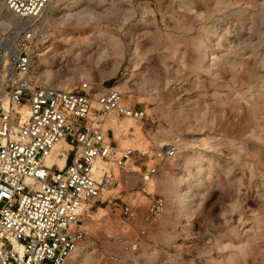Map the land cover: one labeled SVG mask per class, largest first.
I'll return each instance as SVG.
<instances>
[{
    "label": "rangeland",
    "instance_id": "obj_1",
    "mask_svg": "<svg viewBox=\"0 0 264 264\" xmlns=\"http://www.w3.org/2000/svg\"><path fill=\"white\" fill-rule=\"evenodd\" d=\"M57 2L31 79L93 97L119 86L144 113L99 118L115 155L130 159L85 207L76 264H264V0ZM89 34L95 41L78 46ZM136 122L138 132L121 128ZM166 146L174 156L143 184L138 158L151 165Z\"/></svg>",
    "mask_w": 264,
    "mask_h": 264
},
{
    "label": "built area",
    "instance_id": "obj_2",
    "mask_svg": "<svg viewBox=\"0 0 264 264\" xmlns=\"http://www.w3.org/2000/svg\"><path fill=\"white\" fill-rule=\"evenodd\" d=\"M51 1L0 0V264H66L86 235L80 228L84 206L115 184L112 170H127L130 159V153L115 155L99 118L110 112L130 119L144 115L114 89L94 98L31 79L34 54L48 36ZM4 14L16 24L4 27ZM22 108L28 113L24 119ZM59 142L68 146L61 155L65 165L48 166ZM174 152V146L154 150L147 156L151 165L138 158L141 182H149ZM163 206L161 197L151 201L150 224ZM119 211L126 219L135 218L131 205L121 204Z\"/></svg>",
    "mask_w": 264,
    "mask_h": 264
},
{
    "label": "bare ground",
    "instance_id": "obj_3",
    "mask_svg": "<svg viewBox=\"0 0 264 264\" xmlns=\"http://www.w3.org/2000/svg\"><path fill=\"white\" fill-rule=\"evenodd\" d=\"M63 2V1H62ZM61 3V2H60ZM58 6V2H57V0H52L51 1V3H50V5L48 6V8H47V11H48V9L50 8V7H57ZM46 11V12H47ZM79 21V22H78ZM16 20L13 18V17H11V16H9L8 14H4L3 16H2V19H1V23H2V25L4 26V27H6V28H8V27H10V26H13V25H15L16 24ZM77 22H78V24L80 23V20H77ZM86 22V21H85ZM182 23V22H181ZM80 24H83V23H80ZM81 26V25H80ZM186 32V31H185ZM86 33V32H85ZM81 34V33H80ZM90 35H91V37H90ZM95 38H96V36L94 35V34H89V38H86V39H84V40H79V41H77L78 42V46H84V47H86V46H88V45H91V43H93V41H95ZM9 42H8V44L10 45V44H12V43H14L15 42V39H16V36L15 35H13V36H10L9 38ZM114 44V43H113ZM116 45H118L117 43H116ZM116 45H113L114 46V48H117L118 46H116ZM50 46V45H49ZM49 46H48V48H49ZM119 48H117V50H118ZM38 51H40L39 49H38ZM39 53V52H38ZM33 61L34 60H32V64H33ZM48 77V76H47ZM46 77V78H47ZM51 77V76H50ZM49 77V78H50ZM45 80H47V79H45ZM117 88H115V90H116ZM118 90L120 91V88H119V86H118ZM117 90V91H118ZM118 91V92H119ZM95 97H97V95H95ZM94 97V98H95ZM127 104H129L128 102H126ZM20 112L23 114V119H24V117H26L27 115H28V113H27V109H25V108H22L21 110H20ZM129 119V118H128ZM105 122H106V124H110V125H113L114 124V116L111 114V113H108L107 115H106V117H105ZM127 122V121H126ZM129 126H131L132 128H133V130L135 131V132H138L140 129V127L139 126H141V123L140 122H136V123H124V125H122L121 126V128H124L125 130L126 129H128V127ZM119 128V127H118ZM116 133V132H115ZM114 133V134H115ZM115 137H116V134H115ZM116 139H118V138H116ZM138 142V141H137ZM121 147V146H120ZM67 148H68V146H67V144L65 143V142H59V143H57L54 147H53V150H52V154H51V156L47 159V161H46V164L48 165V166H51L52 164H57L60 168H62L64 165H65V161H64V158L61 156L62 155V152L63 151H65V150H67ZM119 152V151H118ZM100 168V167H99ZM178 195H179V193H178ZM184 196V195H183ZM182 198H184V197H182ZM180 200V199H179ZM91 201H93V200H91ZM91 201H89L88 203H90ZM181 201V200H180ZM87 203V204H88ZM87 204L84 206V209H85V207L87 206ZM84 209H83V211H84ZM83 211H82V213H83ZM81 216H82V214H81ZM80 223H81V218H80ZM80 228H81V226H80ZM77 251V250H76ZM74 252L73 254H71L69 257L70 258H68L67 259V261H66V264H76V263H78L79 261H78V259H79V257H80V252L79 251H77V252ZM73 255V256H72Z\"/></svg>",
    "mask_w": 264,
    "mask_h": 264
}]
</instances>
